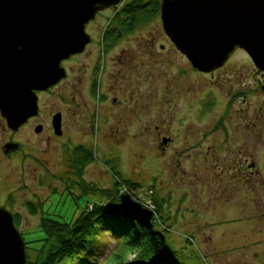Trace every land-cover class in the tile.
<instances>
[{
	"label": "rangeland",
	"instance_id": "1",
	"mask_svg": "<svg viewBox=\"0 0 264 264\" xmlns=\"http://www.w3.org/2000/svg\"><path fill=\"white\" fill-rule=\"evenodd\" d=\"M159 22L148 21L109 53L102 86H112L121 103L102 105L105 133L97 92L94 103L80 95L78 58L71 76L42 96L37 120L48 124L50 112L62 110L67 138L27 128L17 135L25 155L6 160L0 150V204L15 216L31 264L53 241L49 234L46 244L40 241L46 237L41 218L71 224L91 202H109L108 194L153 204V227L166 233L174 260L264 264V72L255 71L244 50L224 67L193 70L179 53L153 47L166 41ZM237 90V100L228 103ZM6 138L0 123V144ZM245 160L258 172L250 174ZM116 245L106 236L102 251L85 255L84 263L53 264H105ZM135 259L129 254L126 264Z\"/></svg>",
	"mask_w": 264,
	"mask_h": 264
},
{
	"label": "water",
	"instance_id": "2",
	"mask_svg": "<svg viewBox=\"0 0 264 264\" xmlns=\"http://www.w3.org/2000/svg\"><path fill=\"white\" fill-rule=\"evenodd\" d=\"M117 1L0 0V114L10 129L37 114L35 91L65 76L60 61L89 41L85 23L98 9ZM160 19L166 35L201 72L222 66L235 47L264 69V0H162ZM51 122L60 135V114ZM40 130L41 126L34 129ZM10 147L5 145V151ZM119 201L140 228H153L152 211L128 194ZM25 259L13 215L0 207V264H25ZM130 264L147 262L135 259Z\"/></svg>",
	"mask_w": 264,
	"mask_h": 264
},
{
	"label": "flooded vegetation",
	"instance_id": "3",
	"mask_svg": "<svg viewBox=\"0 0 264 264\" xmlns=\"http://www.w3.org/2000/svg\"><path fill=\"white\" fill-rule=\"evenodd\" d=\"M161 3L162 0H118L115 3L109 4L107 7L98 9L94 17L89 19L84 26V31L89 36V41L83 46V49L81 51L71 54L60 61V67L64 69L65 76L60 81H58L57 85L71 76V65L72 63H74L73 61H77L79 58V67L78 70H76V72L78 71L76 74V78L83 82L85 87L83 88L84 92H80V95L84 93L85 97L92 99L94 103L97 92V95L101 99L99 101L98 108L100 123L103 124L100 127L101 134L105 133L103 129H105L106 126V117L101 111L102 105L105 103H108V105L109 103L111 105H120L121 103V98L116 95V92L115 94H112L114 90L112 86L106 84L105 90L102 86V84H104V80H109V53L114 49L117 44L124 41L127 36H129L132 32H136L148 21H151L152 19L161 21ZM160 27L162 28V23H160ZM163 36H165L166 41L164 43H155L153 47L157 46L160 50H173L174 52L179 53L183 58L188 61L185 55L177 49L176 45L166 35L164 30ZM152 43H154V41H152ZM238 50H241L243 52L242 48L235 47L230 53L227 60L223 63L222 67H224V64L229 61L232 54ZM243 53L248 56L245 51ZM83 66H85L84 70L82 69ZM190 67L193 70L201 72L193 68L192 65ZM255 71L263 74L264 69H259L255 66ZM56 87L58 86H51L45 90L35 91V94L37 95L38 104L37 114L29 117L16 130L10 129L7 124V119L0 114V123L3 126L4 132L7 134V138L5 139V141L1 142L0 144V150L2 152V156L6 160H12L26 154L24 153V142L19 139L17 135L22 133L27 128L29 130L31 129V131L36 136L44 135L46 130L49 129L54 137L67 138V134L65 131V126L67 125L66 118L62 110L59 109L57 111L50 112L48 124H45L42 121H37L42 113V96H44L46 93ZM240 94L241 93L239 90L231 91V93L228 95L227 102L230 103V100L235 102ZM72 101H74V103H76L79 107L80 99H78L76 96H73ZM86 105L87 104H84V109L86 108ZM81 110L84 111L83 109ZM56 113L60 114L61 134L59 136L55 135L51 122L52 116ZM93 114L94 111H92L89 116L91 118L90 123H92ZM82 116L83 115L81 114L80 117ZM37 126H41V130L39 132L34 131L35 127ZM12 143L17 144V146H14ZM5 145H11L10 149L5 151ZM163 148L164 147L162 146V149ZM30 157L32 158L31 155ZM35 162H37L36 164L40 166L38 159H35ZM245 167L250 172V174L258 172L253 162L249 160H245ZM239 170H241L242 175L246 177V175L244 174L245 172L242 171L243 169ZM0 206H4L6 208L4 204H0Z\"/></svg>",
	"mask_w": 264,
	"mask_h": 264
},
{
	"label": "trees",
	"instance_id": "4",
	"mask_svg": "<svg viewBox=\"0 0 264 264\" xmlns=\"http://www.w3.org/2000/svg\"><path fill=\"white\" fill-rule=\"evenodd\" d=\"M108 197L109 202H91L93 205L90 209L84 207L71 224L41 218L39 228L46 237L40 238V241L46 244V240H49L48 234L53 241H48L51 245L47 247V255L43 254L44 257L35 264L76 260L84 263L85 255L95 256L102 251L103 237L106 236L114 239L117 245L105 264H108V261H111V264H126L129 254H135L137 259L145 260L147 264H185L174 260L173 250L165 232L155 228V225L151 230L140 228L125 215L118 197L113 198L109 194ZM154 203L157 204L156 201ZM28 206L29 213L36 215L37 208L31 203ZM20 234L22 236V233ZM24 244L26 250L28 243L24 241ZM26 264L31 263L26 259Z\"/></svg>",
	"mask_w": 264,
	"mask_h": 264
},
{
	"label": "built area",
	"instance_id": "5",
	"mask_svg": "<svg viewBox=\"0 0 264 264\" xmlns=\"http://www.w3.org/2000/svg\"><path fill=\"white\" fill-rule=\"evenodd\" d=\"M137 199H138V198H137ZM138 201H141V200L138 199ZM145 203H147V207H148V208L150 207L149 209H154L153 204H151V203L148 202V201H144V204H145Z\"/></svg>",
	"mask_w": 264,
	"mask_h": 264
},
{
	"label": "clouds",
	"instance_id": "6",
	"mask_svg": "<svg viewBox=\"0 0 264 264\" xmlns=\"http://www.w3.org/2000/svg\"><path fill=\"white\" fill-rule=\"evenodd\" d=\"M108 264H111V261H108Z\"/></svg>",
	"mask_w": 264,
	"mask_h": 264
},
{
	"label": "bare ground",
	"instance_id": "7",
	"mask_svg": "<svg viewBox=\"0 0 264 264\" xmlns=\"http://www.w3.org/2000/svg\"><path fill=\"white\" fill-rule=\"evenodd\" d=\"M160 14H161V10H160Z\"/></svg>",
	"mask_w": 264,
	"mask_h": 264
}]
</instances>
